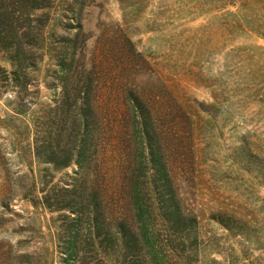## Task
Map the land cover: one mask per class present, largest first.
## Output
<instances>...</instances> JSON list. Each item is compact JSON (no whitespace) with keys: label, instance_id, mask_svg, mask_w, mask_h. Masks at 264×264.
<instances>
[{"label":"rangeland","instance_id":"1","mask_svg":"<svg viewBox=\"0 0 264 264\" xmlns=\"http://www.w3.org/2000/svg\"><path fill=\"white\" fill-rule=\"evenodd\" d=\"M73 1L83 22L77 48L85 45L100 72L110 77L126 60L129 36L148 78H162L191 107L196 154L181 185L198 213L191 264H264V0ZM67 30L55 28L57 36L74 33ZM38 66L19 92L0 77V264H103L95 256L65 262L55 214L22 196L44 181L31 153V120L50 101L47 54Z\"/></svg>","mask_w":264,"mask_h":264},{"label":"trees","instance_id":"2","mask_svg":"<svg viewBox=\"0 0 264 264\" xmlns=\"http://www.w3.org/2000/svg\"><path fill=\"white\" fill-rule=\"evenodd\" d=\"M51 1L0 0L8 65L0 77L19 92L44 54L53 66L51 80L44 78L50 101L31 120V153L44 181L22 196L55 214L65 262L95 256L103 264H191L198 213L181 186L196 154L191 107L162 78H148L129 36L126 60L110 77L100 72L85 45L77 48L83 22L73 0H56L45 40ZM68 12L74 23L65 22ZM56 27L74 33L57 36Z\"/></svg>","mask_w":264,"mask_h":264}]
</instances>
